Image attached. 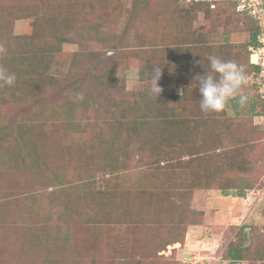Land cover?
Wrapping results in <instances>:
<instances>
[{
    "label": "trees",
    "instance_id": "trees-1",
    "mask_svg": "<svg viewBox=\"0 0 264 264\" xmlns=\"http://www.w3.org/2000/svg\"><path fill=\"white\" fill-rule=\"evenodd\" d=\"M98 1L83 0L79 3H85L83 7L72 0H45L43 4L38 0H17L11 4H0V45L7 49L6 54L0 56V65L16 74L15 85H18L1 88V92L4 95L8 91L13 102L21 105L33 97L45 102L40 107L39 118L35 114L34 122L21 117L14 126H0V159L5 160V174L19 172L16 180L19 187L12 191H0V264H6L8 248L15 253L14 256H20L21 261L28 264H65L68 258L64 251L72 250L74 244L68 228L72 216L93 223L114 222L125 226L126 233L117 250L126 251L124 255L128 258L125 260L129 259L133 264H143L142 255L149 247L145 242L152 239L154 244L150 249H155L145 257L144 263L153 264L159 258L158 251L169 244L183 242L186 226L198 222L196 217L188 221L187 213L192 212L188 205L192 188H219L228 194L229 189L237 188L239 178L235 184H224L228 178L224 175L226 167L243 173L250 170V164L241 157L247 143L239 139L233 119L228 118L226 109L220 113L203 114L199 108V89L192 87L190 81L195 75L205 73L211 52L216 51L217 57L225 60L241 58L239 53L232 51L237 46L229 41V30L220 43L209 37L215 32L213 29L216 30L215 20L224 19V26L228 28L235 19L234 15L246 18L245 24H248L250 32V38L242 44V49L236 48L238 52H245L243 62H235L243 65L247 74L257 75L260 67L252 62L248 47L256 44L258 21L237 11L236 2L232 0H215L214 8L210 2L162 0V17L177 25L174 35L182 40L186 35L188 38L173 46L131 52L130 57L137 59L142 81L152 79V70L157 65L161 67L160 78L174 82L182 88L183 94L163 92L157 95L150 89H140L130 95L125 93L126 97L124 94L120 98L113 97L109 86L115 84V71H99L98 67V64L110 61V55L107 58L103 56L102 61L96 64L97 72L85 71V77L76 76L78 72L68 76L69 79L76 76L70 86L77 92L76 95H83L82 100L77 97L69 100L61 94L58 97L56 91L50 102L44 96L48 87L46 83L52 79L49 71L62 45L78 42L76 40L84 36V32L88 34L90 31H95L106 40V17L100 9L102 0L99 6ZM42 7L46 11H41ZM10 9L15 10V14H10L12 17L9 16ZM200 11L206 17L205 25L209 24L203 36L189 31ZM19 13L20 17L28 20L27 30L22 35L13 36L10 24ZM76 27L79 32L72 33ZM94 37L98 36L94 34ZM111 49L117 50L118 47L113 45ZM81 57V53H74L72 63L76 65ZM126 65L125 62L123 67ZM60 82L59 79L53 85L59 86ZM262 98L249 102L245 107L252 116L264 115ZM190 103L191 110L187 108ZM259 104H262V110H257ZM232 106L237 115L241 114L242 108L235 101ZM89 111L93 113L89 114ZM60 133H65L67 143L69 138L80 141L85 135L91 136L89 139L98 138L100 150L112 158L111 164L107 162L106 168L102 167L103 171L126 168L133 151L138 156L136 166L145 167L153 183L136 192L124 188L111 192L117 200L114 203L91 199L85 195V186L79 183L70 193L71 187L63 186L66 179V169L61 165L63 158L48 160L40 150L34 153L36 147L32 140H28L29 135L42 136L54 145V153L61 155L64 148L59 143H62ZM16 143L19 146L15 147ZM20 174L24 176L22 183ZM181 177L189 182L187 186L182 185ZM176 185L178 189H175ZM40 186L53 187L49 194H59L55 197L51 195V198L55 205L61 207L58 220L68 225L60 239L58 229L51 226V206L42 209L41 203H38L36 193ZM59 186L60 189H57ZM243 187L253 188V184L247 181ZM10 193L13 196L21 194L19 200L24 196L14 209L3 202L5 199L13 200V196L9 197ZM239 195H244L243 191ZM24 215L34 219L27 222L22 220ZM241 241L231 243L228 250L234 264L247 260L252 252L255 260H264V246L246 247ZM160 242L163 245L156 247L158 245L155 244ZM71 262L81 264L74 258ZM89 264H99V260L93 257Z\"/></svg>",
    "mask_w": 264,
    "mask_h": 264
},
{
    "label": "rangeland",
    "instance_id": "rangeland-1",
    "mask_svg": "<svg viewBox=\"0 0 264 264\" xmlns=\"http://www.w3.org/2000/svg\"><path fill=\"white\" fill-rule=\"evenodd\" d=\"M14 1L17 0H0V4L5 2L11 4ZM38 1H42L43 4L45 0ZM72 1L78 6L81 5L83 7L85 5L83 2L79 4L83 0ZM100 1H98V6ZM47 6L48 4L45 5V7ZM162 6V0H105L104 5L102 0L100 9L106 17V27H104L106 40L95 31H90L88 34L84 32V36L76 40L78 42L64 43L49 71L52 79L48 80V84L46 83L48 87L44 93L45 98L52 102L53 93L58 91L55 93L56 96L59 97L61 94L69 100H74L77 97V92L70 86L72 80L76 76L85 77V71L94 70V72H97L98 68L95 69L96 64L102 61L103 56L107 58L110 55L112 59L106 63L98 64V67L99 71L106 70L110 72L109 70L112 69L115 71V84H113L115 86L110 85V88L108 87L112 91L113 97L120 98L123 94L126 97V94L130 95L140 89L151 90V80L142 81L139 78L138 61L131 58L130 53L173 46L188 38L186 35L182 40L181 37L174 35L177 25L164 20L161 13L163 11ZM45 7H42L41 11H46ZM10 14H15V10L13 9L12 11L10 9L9 16L12 17ZM234 18L228 28L224 26V19L215 20L216 30L213 29L215 32L209 34V37L216 43H220L225 36V32L229 30V41L239 49H242V44L250 38V32L247 30L248 24L246 26V18L243 16L234 15ZM206 21L203 11H200L197 18L192 21L189 31L200 33V36H203L206 33L207 26H209V24L205 25ZM27 25V18L24 16L20 17V13L17 14L12 24H10L11 34L13 36L24 34L27 30ZM77 30L78 27H76V30H72V33H78L79 30ZM94 34L98 37L95 38ZM113 45H116L118 49H111ZM236 48L232 49V51L239 53L241 58L235 59V61L242 63V56H245V52H238ZM74 53L82 54L76 65L72 63ZM214 54L217 56L216 51L211 52V55ZM125 62L127 65L123 67ZM76 72L78 74L75 77L72 79L68 78V76ZM246 75L248 83L244 88V92L249 95L250 102L264 97V81L259 77V74L246 73ZM59 79L61 81L60 85L54 86L53 84ZM190 84H194L193 80L190 81ZM158 85L162 89L160 93L180 94L182 92V88L178 87L174 82L166 81L162 78L159 79ZM44 103L42 99L37 97H33L31 101L22 105L14 103L10 93L7 91L3 95L0 88V126H14L20 121L21 117H24L25 121L30 118L31 122H34L35 114L39 118L40 107ZM232 105L233 101H230L225 109L228 118L233 119V127L237 126L235 129L239 139L247 143H243L246 149H244L245 151L241 157L250 164V170L243 173L234 169L230 171V168L226 167L224 175L228 178L225 183L223 182L224 184H235L239 178L236 184L237 188L229 189L228 194L219 188H192L190 202H188L189 209L192 212L187 213L188 221L196 217L198 222L196 224L190 223L186 226L183 242L169 244L161 251H158L157 256L159 258L155 259L156 262L153 264H234L228 254L231 243H238L242 240L241 242L246 247L249 245L252 248L264 246V115L252 116L248 108H242L241 114L237 115ZM261 106L262 104H259L257 110H262ZM91 108L94 107L91 106ZM187 108L191 110L192 104L190 103ZM92 113V111H89V114ZM60 134H62L60 135L62 143H59L64 148L61 155L54 153L52 149L54 145L43 139L42 136L29 135L28 140L30 142L32 140L34 147H36L34 153L40 150L46 155L48 160L63 158L61 165L66 169L64 175L66 179L63 181V186L71 187L69 189L70 193L76 188V183H79V185L85 186V195L91 199L114 203L117 200L111 192L118 191L120 188L136 192L137 189H146L153 183L152 176L147 174L149 171L145 170V167L136 166L138 156L133 151L130 152V159H128L126 168L123 167L118 170H111L110 168V170L105 169L103 171L102 167L105 166L106 168L107 162L111 164L112 160L110 159L112 158L103 154L102 149L100 150L98 138L89 139L91 136L85 135L80 141L69 138L67 143L65 139L69 132L66 133L67 136L65 133ZM12 142H16L14 137H12ZM14 146L17 147L19 144L16 143ZM127 154L129 153L127 152ZM5 170V160L0 159V191L17 189L19 185L16 180L19 172L16 171L6 175ZM182 178L180 182L183 180ZM28 181H30V178ZM247 181H251L253 188L243 187V184ZM22 182H24V176L20 174V183ZM187 183L189 182L183 180L182 185L186 184L187 186ZM177 186H175V189H178ZM60 187H57V189H60ZM239 187L243 188L239 189ZM52 189L54 188L40 186L36 194L42 209L51 206V226L58 229L61 234L60 239L68 225L66 222L58 220V213L61 207L53 203L51 195L55 197V195L59 194H49ZM240 191H243L244 195H239ZM11 194H9L10 198L13 196ZM20 195L13 196V200L16 201H11L7 198L8 201L5 199L3 202L10 204L11 208L14 209L24 197L21 196L19 200ZM144 199L147 200V198ZM26 214H29V212ZM32 219L34 218H30V215H24V218H22V220L27 222ZM68 224L74 244L72 245V250L67 249L64 251L68 258L65 264H72V258L78 263L89 264L93 257L99 260V264H133L130 263L129 259L125 260L127 256L124 255V252L127 253L126 251L117 250L125 236V226L117 225L114 222L109 224L93 223L91 220H83L75 216H72V222ZM13 232H17V230ZM161 233L165 239L163 231ZM149 241L151 242H145L149 247L147 252L142 255L141 261L143 264H146L144 263L146 261L145 257L150 256L152 250L155 249H150L154 242L152 239H149ZM155 245L159 247L163 244L160 242ZM14 255L15 253H11L10 248H8L6 264H28L27 261H21L20 256ZM13 257L14 259H12ZM80 258L82 259L79 260ZM235 264H264V260H255L252 252L247 260Z\"/></svg>",
    "mask_w": 264,
    "mask_h": 264
},
{
    "label": "clouds",
    "instance_id": "clouds-1",
    "mask_svg": "<svg viewBox=\"0 0 264 264\" xmlns=\"http://www.w3.org/2000/svg\"><path fill=\"white\" fill-rule=\"evenodd\" d=\"M7 49L0 45V56L6 54ZM208 68L203 75L193 77L195 83L192 87L199 89V108L205 114L220 113L224 111L230 101H235L240 108H245L250 97L244 92L248 83L246 70L243 65L232 60H225L215 55L208 57ZM151 91L159 94L162 89L158 85L161 77V67L155 66L152 70ZM17 76L3 65H0V88L14 87ZM183 94V91L181 92ZM82 100L83 95L77 94Z\"/></svg>",
    "mask_w": 264,
    "mask_h": 264
},
{
    "label": "built area",
    "instance_id": "built-area-1",
    "mask_svg": "<svg viewBox=\"0 0 264 264\" xmlns=\"http://www.w3.org/2000/svg\"><path fill=\"white\" fill-rule=\"evenodd\" d=\"M196 2H210L216 6L215 0H185ZM236 2L237 11L248 14L258 21L259 30L256 35V44L249 47L252 62L260 67L259 77L264 81V0H232ZM264 190V187H263Z\"/></svg>",
    "mask_w": 264,
    "mask_h": 264
}]
</instances>
